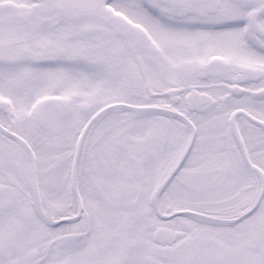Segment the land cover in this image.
Here are the masks:
<instances>
[{
  "label": "snow or ice",
  "instance_id": "1",
  "mask_svg": "<svg viewBox=\"0 0 264 264\" xmlns=\"http://www.w3.org/2000/svg\"><path fill=\"white\" fill-rule=\"evenodd\" d=\"M0 264H264V0H0Z\"/></svg>",
  "mask_w": 264,
  "mask_h": 264
}]
</instances>
